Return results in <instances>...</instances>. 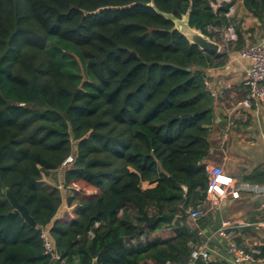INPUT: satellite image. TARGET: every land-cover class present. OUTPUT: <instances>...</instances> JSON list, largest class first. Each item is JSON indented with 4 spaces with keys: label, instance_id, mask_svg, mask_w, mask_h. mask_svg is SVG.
<instances>
[{
    "label": "trees",
    "instance_id": "16d2710c",
    "mask_svg": "<svg viewBox=\"0 0 264 264\" xmlns=\"http://www.w3.org/2000/svg\"><path fill=\"white\" fill-rule=\"evenodd\" d=\"M233 1L0 0V264H188L210 223L187 214L207 196L204 70L227 55L190 44L168 16L220 43ZM242 1L264 26V0ZM58 169L61 189L76 188L59 218L61 197L39 186Z\"/></svg>",
    "mask_w": 264,
    "mask_h": 264
},
{
    "label": "crops",
    "instance_id": "0c3cea01",
    "mask_svg": "<svg viewBox=\"0 0 264 264\" xmlns=\"http://www.w3.org/2000/svg\"><path fill=\"white\" fill-rule=\"evenodd\" d=\"M227 16L234 25L235 37L236 27L243 37V46L233 50L236 40L228 48L219 43V52H225L227 60L221 66L204 70L206 89L213 97L214 114L207 166H220L232 181L230 190L218 200L215 208L220 210L222 220L238 226L237 244L246 250L258 248L264 253V182L244 180L254 172L264 173V102L256 108L238 105L245 95L243 83L249 67V61L240 57V51L250 44L264 45V26L244 8L242 0L233 1ZM223 33L224 30L220 32L221 37ZM63 206L62 212H65L64 202ZM205 220L211 223L212 212ZM162 233L169 235L167 231ZM202 244L210 262L235 264L228 254L227 243L217 233Z\"/></svg>",
    "mask_w": 264,
    "mask_h": 264
},
{
    "label": "built area",
    "instance_id": "2783aa9c",
    "mask_svg": "<svg viewBox=\"0 0 264 264\" xmlns=\"http://www.w3.org/2000/svg\"><path fill=\"white\" fill-rule=\"evenodd\" d=\"M218 2H221L217 0ZM228 1V0H224ZM236 37L232 27L224 30L222 35V45L235 41ZM240 57L249 61V67L245 72L244 88L245 95L238 103L245 108L259 107L264 102V45L250 44L240 51ZM205 86L207 85L204 82ZM71 158L66 161L69 162ZM207 196L202 209L188 210V216L192 221L211 213L217 206L218 200L225 196L230 190L231 179L225 176L220 166H207ZM238 226L229 220H222L220 229L216 232L219 237L227 243L228 254L235 264L244 262L253 264H264V254L258 248L245 249L239 246L235 240ZM40 238L45 255L53 261H57L59 256L54 251L53 241L49 237L47 228L40 229ZM188 264H210L209 253L205 245L195 247L190 256Z\"/></svg>",
    "mask_w": 264,
    "mask_h": 264
},
{
    "label": "water",
    "instance_id": "95a60500",
    "mask_svg": "<svg viewBox=\"0 0 264 264\" xmlns=\"http://www.w3.org/2000/svg\"><path fill=\"white\" fill-rule=\"evenodd\" d=\"M168 18L173 22L174 29L181 33L185 39L193 45H196L199 49L205 52H214L219 53L221 49V45L217 42L212 41L210 38L204 36L199 31L191 28L188 25V15H183L180 19L173 18L172 16H168ZM4 193L12 206L15 213L20 214V216L32 227H35L34 220L30 217L27 210L22 206L19 205L17 200L11 195L8 188L4 189ZM164 219L173 221L174 216H163ZM222 217L220 214V210L218 208L213 209L212 211V221L209 225H207L201 235V239L206 241L212 235H214L221 227ZM92 264H96L95 260H93Z\"/></svg>",
    "mask_w": 264,
    "mask_h": 264
},
{
    "label": "rangeland",
    "instance_id": "374dc122",
    "mask_svg": "<svg viewBox=\"0 0 264 264\" xmlns=\"http://www.w3.org/2000/svg\"><path fill=\"white\" fill-rule=\"evenodd\" d=\"M224 1V0H219ZM222 44V39L221 42ZM63 170L58 169L55 171H51L46 175H43L41 180L39 181V186L46 190H53L54 193L61 197L62 205L59 208L58 214L56 217H61L64 212L63 211V202L68 195H74L76 193V188L71 187L68 189H61V179H62ZM189 222H192L191 220ZM193 223V222H192Z\"/></svg>",
    "mask_w": 264,
    "mask_h": 264
}]
</instances>
